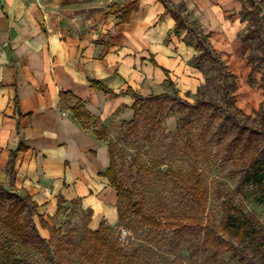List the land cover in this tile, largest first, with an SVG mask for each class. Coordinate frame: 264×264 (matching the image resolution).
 I'll return each instance as SVG.
<instances>
[{"label":"crops","instance_id":"crops-1","mask_svg":"<svg viewBox=\"0 0 264 264\" xmlns=\"http://www.w3.org/2000/svg\"><path fill=\"white\" fill-rule=\"evenodd\" d=\"M232 1L0 0V178L36 204L38 231L72 207L89 213L91 230L117 223L106 133L134 118L126 90L197 88V50L174 31L172 3L220 26Z\"/></svg>","mask_w":264,"mask_h":264},{"label":"rangeland","instance_id":"rangeland-1","mask_svg":"<svg viewBox=\"0 0 264 264\" xmlns=\"http://www.w3.org/2000/svg\"><path fill=\"white\" fill-rule=\"evenodd\" d=\"M237 1L236 6V1H232L234 5L223 11L220 26L211 23L203 26L199 19L197 23L204 32L212 29L210 44L236 80L235 104L249 115L237 117L241 127L236 129L233 121L225 119L229 108L219 99L222 87L216 66L202 61L198 68L203 76L200 85L204 86V96L213 99L212 105L191 108L180 104V100L194 104L196 88L183 91L172 83L159 94L163 97L140 102L133 125H122L106 133L121 185L130 191L133 202L142 206L146 216L162 225L145 224L122 200L120 217L108 235L118 241L125 255L124 263L264 264V192L243 178L251 171L248 138L252 137L260 148L264 145L262 69L250 81L247 56L257 54L258 50L253 40L240 42V35L249 26V14L245 18L241 15V2ZM252 1L253 7L258 8L264 39V0ZM243 2L245 10L251 9L250 0ZM178 5L172 3L173 10ZM186 11L185 7L180 10V16L188 12L189 19H195L194 13ZM209 12L203 13L208 17ZM259 163L264 168V149L257 156L255 166ZM174 172H180L188 181H180ZM195 173L206 191L203 211L197 210L191 200L189 179L191 175L197 176ZM23 194L0 178V264H56L55 257L45 259L2 223L18 195ZM260 195L263 200L257 199ZM226 207H232L235 215L241 211L252 219L257 231L253 239L242 242L221 230ZM68 209L52 221L49 233L39 231L40 235L48 239L52 229L60 236L69 231L72 244L76 245L84 233L87 213L73 207ZM25 213L26 207L16 219L20 220ZM188 217H197L201 224L187 225L192 220ZM32 219L38 228L34 215ZM180 222L186 226H178ZM205 227H210L223 240V245L208 242ZM121 229L127 231L124 239L119 238ZM66 257L79 262L75 255ZM96 264L105 261L101 259Z\"/></svg>","mask_w":264,"mask_h":264},{"label":"trees","instance_id":"trees-1","mask_svg":"<svg viewBox=\"0 0 264 264\" xmlns=\"http://www.w3.org/2000/svg\"><path fill=\"white\" fill-rule=\"evenodd\" d=\"M239 1L241 2V15L245 18V16L249 14V26L247 27L245 33L240 35L239 38L242 42H248L250 40L255 41V45L258 50L257 54L250 53L247 56V61L251 65L249 78L251 81L252 75L258 70L262 69L261 86L264 89V39L262 37L263 24L260 22L258 8L253 7L254 4L252 0H250V4L252 5L251 9L247 10H245L246 7L243 0ZM184 7V4L180 3L178 5L177 10L171 11L175 19L174 31L178 33L180 30H186L185 43L191 45L197 50V54L191 58V64L194 67L199 68L202 61H207L216 66V71L219 74L222 87L219 99L223 102V104H225V106L229 108L227 114L225 115V119L233 121L236 129H238L241 126L238 124L237 117H248L249 115L243 113L242 109L240 107H237L235 104L234 92L237 89L236 80L234 76L230 73V71L227 69V65L223 62L219 53L212 48L209 41L210 34L204 33L201 26L197 23L195 19L190 20L189 13L187 11L184 16H180L179 11L183 10ZM192 38H195V41H192ZM205 79L208 80V78ZM168 82L169 84H172L170 80H168ZM92 84L105 92H111L109 89H107L97 81H93ZM126 92L131 93L134 97V103L132 104V108L134 109V118L128 122H125V126L133 125L135 123L138 110L141 106L140 102L142 100L158 99L161 96L163 97V95H151L150 97L146 98L130 89H127ZM196 95L197 97L195 99L194 104H190L186 101L181 100L179 101V103L191 108H200L206 105H212L214 102L213 99L204 96L203 85H200L196 88ZM99 134H101L100 131ZM248 141V150H250L249 166L251 167V171L249 175L245 173L243 175V178L246 181H252V183L261 191V193H263L264 168L261 163H259L257 166H255V164L257 156L264 149V145L262 146V148H260L256 143H254V139L252 137H249ZM12 154L14 155V153ZM8 172L10 177L12 178V159L11 161H9ZM174 174L180 181H185L183 175H181L180 172H174ZM105 175L116 189L118 197L117 212L119 217V204L122 200H125L129 208L137 216H139L145 224L153 227L162 226L161 223L156 221L153 217L146 216L143 213L142 206L133 202L130 191L121 185L118 172L114 163L112 150H110V164L105 172ZM191 177L192 178L189 177V180L192 182L190 191L191 200L193 203H195L197 210L203 211L206 195L205 188L201 185V181L198 175H191ZM186 181H188L187 178ZM23 193V196L18 195V197L16 198L15 206L9 210L8 214L5 217H3L2 223L7 226L12 232H14L18 236V238H20L24 242H29L31 244L30 246L33 247L37 252L41 253L45 257V259L49 260L53 256L56 259V264H96L101 259H104L105 264H127L123 262V258H125V255L119 248L118 241L116 239H111L108 235V230L110 229V226L101 223L99 228L96 230H91L87 227L86 224L89 217V213H87V219L85 221L84 226V233L76 245L72 244V241L69 236V231L64 235L60 236L52 229L48 239L42 237L38 231L36 224L33 222L32 219L36 204L30 200L29 195L26 192L23 191ZM257 199L263 200V197H261L260 195L257 197ZM24 207H26L25 215L20 220H17L16 218H18L22 208ZM188 218L192 220L191 222H188L187 225L193 226L201 224L198 221L197 217ZM41 224L43 226L45 225L43 221ZM177 225L180 227L186 226L185 223L181 222ZM205 228L206 240L208 242L215 246L223 245V240H221L220 237L217 236L210 227ZM221 230L225 233L233 234V236H236L242 242L246 239H253V236H255V234L257 233L252 219L241 211H238V214L235 215L234 209L232 207H226L224 217L221 223ZM66 255H75L79 259V262L74 263L73 261L68 260ZM3 264L7 263L5 262ZM24 264L28 263L24 262Z\"/></svg>","mask_w":264,"mask_h":264},{"label":"built area","instance_id":"built-area-1","mask_svg":"<svg viewBox=\"0 0 264 264\" xmlns=\"http://www.w3.org/2000/svg\"><path fill=\"white\" fill-rule=\"evenodd\" d=\"M127 231L125 229H121V232L119 234L120 239H124L126 237Z\"/></svg>","mask_w":264,"mask_h":264}]
</instances>
